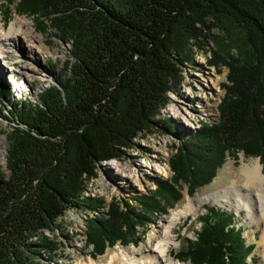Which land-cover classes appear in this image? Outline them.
I'll list each match as a JSON object with an SVG mask.
<instances>
[{"label":"trees","instance_id":"16d2710c","mask_svg":"<svg viewBox=\"0 0 264 264\" xmlns=\"http://www.w3.org/2000/svg\"><path fill=\"white\" fill-rule=\"evenodd\" d=\"M11 7L68 44L70 57L61 80L34 103L7 100L10 91L0 85L11 119L8 174L0 168V264H42V253L50 260L59 243L43 231L53 232L68 208L101 207V199L84 195L86 182L99 163L122 160L138 137L155 133L184 65L210 41V63L228 69L217 121L177 137L171 178L134 197L141 211L114 202L107 216L87 218L86 247L95 258L117 242L135 245L146 219L181 197L179 183L193 194L227 156L257 157L264 170V0H3L5 22ZM233 26L240 39L232 37ZM205 208L195 240L186 239L176 258L246 264L253 246L245 245L232 215Z\"/></svg>","mask_w":264,"mask_h":264},{"label":"rangeland","instance_id":"374dc122","mask_svg":"<svg viewBox=\"0 0 264 264\" xmlns=\"http://www.w3.org/2000/svg\"><path fill=\"white\" fill-rule=\"evenodd\" d=\"M2 9L3 0H0V19L4 24L9 25L12 21H17L18 18L30 20L31 25L29 28L34 31L36 36L35 44L40 45L45 51V55L42 56L36 49L35 55L37 59L35 61L25 56H18L13 75H9L6 71L2 73L0 71V85L5 86L10 91V97H7V100H25L34 103L43 89L55 83L56 79L61 80L60 76L64 69V61L70 57L69 45L63 43L48 30L42 33L37 31L32 19L17 15L13 7H11L12 14L9 22H5ZM25 29L23 28V30ZM222 31L219 28H214L212 33L222 36ZM230 31L234 38L240 39L243 36V32L236 26L231 27ZM19 41L26 44L23 37H20ZM213 47V41H210L207 45V50L197 52L184 65L181 83L173 92L169 93V101L161 109L155 133L138 137L135 140V148L127 152V155L122 160H110L98 164L96 177L86 182L84 195L101 199L103 202L101 207L97 211L68 208L56 220L57 228L53 232L43 231L45 236L59 243V246L50 260L42 253L40 257L42 264H83L89 258L105 264L107 258L114 252L141 248L147 242L149 236L153 232L160 230L161 224L164 225V216L168 215L174 208L182 205L183 202L188 201V199L192 202V205H195L194 209L196 210L184 215L173 229L169 244L171 246L170 254L172 255L170 259L172 264H191L188 261L179 260L176 255L180 253L182 247H185L186 239L195 240V233L200 230V223L197 217L206 212L205 206L218 208L232 215L233 224L242 231L245 245L253 246L250 256L246 259V264H264L263 248L257 243L259 230L245 218L244 210L240 209L239 212H235L219 205L212 199L203 201L197 208L192 201L197 193L203 195L230 185L231 180L237 176L242 162L252 164L257 160L264 173L259 158L247 157L242 152L237 153L235 157L227 156L225 161L218 167L214 178L208 184L197 188L193 194L187 193V185L185 183H179L178 189L181 197L164 212L156 209L150 215V218L146 219L144 226L138 228L137 243L135 245L132 243L124 245L117 242L114 246L106 248L103 254L97 255L95 258L91 255L92 246L86 247L87 218L99 215L107 216L108 207L114 202L119 203L122 209L124 208L123 202H127L136 211H141V204L134 197L148 196L149 191L155 189V181L163 182L171 178L172 172L169 166V158L173 154L172 146L176 142L177 137H189L201 123L205 121L214 123L217 121L218 105L224 95L223 85L227 84L228 69L222 64L214 65V63H210V50ZM219 61V58H215L216 63ZM0 63L1 65L4 63L2 58H0ZM24 65L27 68H24ZM12 69L13 67L8 64L7 70L10 71ZM18 70H22L27 76L17 75L16 72ZM31 78L33 79L32 82L29 81ZM194 78H198L197 83L193 82ZM195 84L198 87L194 86ZM191 87H193L191 98L185 97L183 104H175L177 99L182 100V92L186 89L190 90ZM199 88H203L202 91H199ZM200 94L203 95L202 99L198 97ZM172 108L177 109V113H179L181 118H177L176 113L172 114L174 111ZM9 110L10 106L7 102L4 105L0 104V143L2 144L0 147V168L6 174L9 171L6 167V156L9 148L7 132L10 131L11 124ZM187 115L190 118H187ZM128 166L133 170L132 177L126 176ZM137 166H141V170L138 171Z\"/></svg>","mask_w":264,"mask_h":264},{"label":"bare ground","instance_id":"6f19581e","mask_svg":"<svg viewBox=\"0 0 264 264\" xmlns=\"http://www.w3.org/2000/svg\"><path fill=\"white\" fill-rule=\"evenodd\" d=\"M30 25L31 21L26 18H18L17 21H12L9 25L2 23L0 19V58L4 60L2 65L0 63L1 73L6 71L9 75H13L18 56H25L35 61L37 59L35 55L36 49L42 56L45 55L42 47L35 44L36 36L34 35V31L29 28ZM23 28L26 29L23 30ZM20 37H23L26 44L19 41ZM8 64L13 67L10 71L7 70ZM24 68H27V66L24 65ZM16 74L27 76L22 70H18ZM32 80L31 78L29 81L32 82ZM193 82L197 83L198 78H194ZM194 86L197 85L195 84ZM192 88L184 90L181 96L182 100L177 99L175 104L181 105L185 97L191 98ZM202 89L199 88V91H202ZM198 97L202 99L203 95L200 94ZM178 108L181 109L179 106ZM172 110H174L172 114L176 113V117L181 118L176 108H172ZM187 118H190V116L187 115ZM1 146L2 144L0 143ZM136 168L138 171L141 170V166H137ZM132 171L130 166H128L126 176L132 177ZM231 181L230 185L216 189L213 192L203 195L197 193L192 201L196 204L197 208L203 201L212 199L219 205L232 209L235 212H239L240 209L244 210L245 218L259 230L257 243L262 246V251L264 252V173L261 170L259 162L257 160L252 164L242 162L237 176ZM194 208L195 205H192L189 199L183 202L182 205L174 208L168 215L164 216V225L161 224L160 230L153 232L141 248L114 252L107 258L105 264H172V260L170 259L172 255L170 254L171 246L169 244L173 229L184 215L195 211L196 209ZM83 264L104 263L96 262L89 258Z\"/></svg>","mask_w":264,"mask_h":264}]
</instances>
